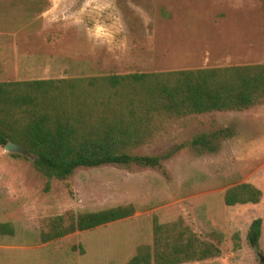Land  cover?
Masks as SVG:
<instances>
[{
    "label": "rangeland",
    "instance_id": "1",
    "mask_svg": "<svg viewBox=\"0 0 264 264\" xmlns=\"http://www.w3.org/2000/svg\"><path fill=\"white\" fill-rule=\"evenodd\" d=\"M264 63V0H0V82L93 77ZM214 149L194 146L200 135ZM170 156L149 167H81L47 179L32 156L0 146V264H125L152 244L159 223L182 218L220 254L181 264H261L264 256V104L161 121L135 149ZM248 182L256 204L226 205L225 191ZM132 203L124 219L42 242L49 218ZM262 219L259 249L246 234ZM238 233L236 249L233 235Z\"/></svg>",
    "mask_w": 264,
    "mask_h": 264
},
{
    "label": "trees",
    "instance_id": "2",
    "mask_svg": "<svg viewBox=\"0 0 264 264\" xmlns=\"http://www.w3.org/2000/svg\"><path fill=\"white\" fill-rule=\"evenodd\" d=\"M264 104V63L133 72L93 77L0 82V146H21L32 156L34 169L47 179L66 180L81 167L113 164L162 171L170 156L140 154L165 118L212 111H242ZM229 129L190 142L213 150L212 139L230 136ZM19 156L18 153L13 154ZM262 191L243 182L229 187L224 203L256 204ZM135 213L132 203L95 211L58 215L47 220L42 242L89 230ZM262 219H253L246 240L259 249ZM1 233H12L0 223ZM152 244L138 245L125 264H181L220 254L212 241L199 238L180 217L159 223L154 217ZM234 247L240 245L234 233ZM264 264V262H261Z\"/></svg>",
    "mask_w": 264,
    "mask_h": 264
},
{
    "label": "water",
    "instance_id": "3",
    "mask_svg": "<svg viewBox=\"0 0 264 264\" xmlns=\"http://www.w3.org/2000/svg\"><path fill=\"white\" fill-rule=\"evenodd\" d=\"M4 150L7 152H14V153H19L23 155H29L21 146L13 142H8L6 146L4 147ZM260 261L264 262V256H260Z\"/></svg>",
    "mask_w": 264,
    "mask_h": 264
}]
</instances>
